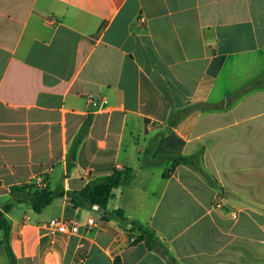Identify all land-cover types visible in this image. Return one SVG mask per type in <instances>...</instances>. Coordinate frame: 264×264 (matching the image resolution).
Masks as SVG:
<instances>
[{
    "label": "crops",
    "instance_id": "obj_1",
    "mask_svg": "<svg viewBox=\"0 0 264 264\" xmlns=\"http://www.w3.org/2000/svg\"><path fill=\"white\" fill-rule=\"evenodd\" d=\"M126 169L106 210L67 200ZM26 183L64 197L37 213ZM6 204L16 264H169L132 224L177 264H264V0H0Z\"/></svg>",
    "mask_w": 264,
    "mask_h": 264
},
{
    "label": "trees",
    "instance_id": "obj_2",
    "mask_svg": "<svg viewBox=\"0 0 264 264\" xmlns=\"http://www.w3.org/2000/svg\"><path fill=\"white\" fill-rule=\"evenodd\" d=\"M253 88H258L257 86ZM89 124L86 123L82 131L80 132L77 140V147H79L80 142L85 137L87 133ZM76 148H73L70 154L75 153ZM176 164H189V157H175L173 158ZM133 171L131 169H126L124 172L115 171L111 176L102 178L100 180L89 183L80 192H71L67 194V200L73 205L77 206L79 202L83 204H88L90 206H97L101 210H106L110 199L112 198L113 191L125 184H127ZM10 196L15 200V203L23 204L28 203L32 209L41 213L47 209L55 199L64 197L63 190L51 191L49 189L39 188L33 183L20 184L10 187ZM13 204H6L4 206L3 212L0 211V228L4 231V245L5 251L12 264H16V258L10 246V224L5 218V214L9 213L13 208ZM132 224V228L140 232V236L135 240L136 243L143 242L146 248L155 250L167 260L169 264H177L176 261L169 255L165 247L155 238L154 234L151 232L137 227ZM114 264H121L120 259H116Z\"/></svg>",
    "mask_w": 264,
    "mask_h": 264
},
{
    "label": "built area",
    "instance_id": "obj_3",
    "mask_svg": "<svg viewBox=\"0 0 264 264\" xmlns=\"http://www.w3.org/2000/svg\"><path fill=\"white\" fill-rule=\"evenodd\" d=\"M93 103H95L97 106H105L108 104V101L105 99H98V100H93ZM44 188V186L42 187ZM214 207L216 209H224V203L222 197L217 198ZM97 208V207H96ZM96 221V217L94 214H90L87 223L89 225H93ZM48 227L53 230H57L58 232L62 234H76L79 231L78 225L73 222H68L62 219H52L48 222ZM132 229V226L130 227ZM133 241H135L133 239Z\"/></svg>",
    "mask_w": 264,
    "mask_h": 264
}]
</instances>
